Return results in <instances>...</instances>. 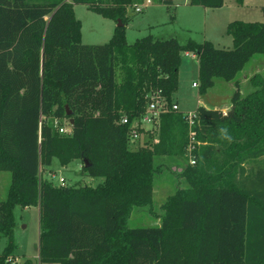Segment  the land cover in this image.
<instances>
[{
  "label": "trees",
  "instance_id": "obj_1",
  "mask_svg": "<svg viewBox=\"0 0 264 264\" xmlns=\"http://www.w3.org/2000/svg\"><path fill=\"white\" fill-rule=\"evenodd\" d=\"M153 1L172 20L174 2L185 0ZM141 3L0 0V172L10 174L0 201V264H11L17 248L15 207L38 208L39 264H264V78L255 75L244 97L235 82L225 113L196 108L193 166L186 115L171 110L183 53L198 62L202 95L214 79L234 81L264 54V7L262 23L227 24L233 46L217 49L151 34L126 43V10ZM223 3L188 0L204 9ZM74 5L121 26L107 44L83 45ZM153 93L168 109L157 140L131 149L130 127ZM53 160L63 168L79 161L86 177L101 182L55 185L41 177ZM247 163L254 164L248 171ZM173 166L184 187L160 206L159 226L129 228L135 208L152 212L155 178Z\"/></svg>",
  "mask_w": 264,
  "mask_h": 264
},
{
  "label": "rangeland",
  "instance_id": "obj_2",
  "mask_svg": "<svg viewBox=\"0 0 264 264\" xmlns=\"http://www.w3.org/2000/svg\"><path fill=\"white\" fill-rule=\"evenodd\" d=\"M145 1L142 0V3L138 5L141 9L140 13H136L132 6L126 10L123 27L125 41L128 44L151 34L157 39L175 38L181 44L189 39L198 43L206 40L217 49H231L233 44L231 37L226 33L227 24L233 21L263 22L260 8L264 6V0H224L223 6L218 9H204L190 6L184 1H176L172 20L161 3L153 1L152 4L143 7ZM73 10L75 18L81 25L83 45H104L110 41L118 22L103 18L83 5H74ZM197 68L198 63L192 55L187 57L183 53L178 71V88L173 95V103L176 101L180 111L185 113L194 112L200 105L198 101L209 109L223 113L230 108L231 98L236 90L235 82L240 84L239 92L244 97L253 91L251 80L255 75H261L264 78V54L254 55L234 81L225 82L218 78L214 79V86L203 95L199 92ZM192 83L197 84V87H192ZM144 130L139 140L129 139L128 145L131 149H135L137 144L156 142L157 129L151 126L146 131ZM253 165V163H247L245 169L248 171ZM170 171H164L155 178L152 191V212L148 208H135L127 220L129 228L159 226L160 206L176 189L184 187V183L175 177V173L179 172V167L173 166ZM41 177L48 178L55 185L96 186L101 182L100 179L86 177L81 171L79 161H74L63 168L57 160H53L49 168L42 170ZM59 179H63L61 184ZM9 184L10 174L0 172V201L5 200ZM13 215L16 224L13 235L17 248L8 259L9 262L11 264H39L38 208L15 207ZM4 247L5 239L0 238V254Z\"/></svg>",
  "mask_w": 264,
  "mask_h": 264
},
{
  "label": "built area",
  "instance_id": "obj_3",
  "mask_svg": "<svg viewBox=\"0 0 264 264\" xmlns=\"http://www.w3.org/2000/svg\"><path fill=\"white\" fill-rule=\"evenodd\" d=\"M152 4L151 0H146L145 4L142 5L143 7H146L147 5ZM140 7V6H139ZM138 6L134 8V11L136 13H140L141 9ZM185 56H189L190 54L185 53ZM192 87H197V84L193 83ZM166 103L164 102L163 98H161L157 93H153L150 95L149 103L147 105L146 111L144 115L141 117V119L134 123L130 128V140L131 141H137L140 139L141 133H139V130L146 131L147 128H150L151 126H154L157 129L158 123H159V116L167 111ZM172 111H179L178 106L176 104H173L171 106ZM186 115V122L189 128L188 138L189 142L186 148V156L188 158V164L190 166H193L195 164V157L193 155L195 145H198L194 139V132L192 128L195 125V119L196 114L195 112L192 113H185ZM121 124L126 125L128 124L127 118H122L120 121ZM59 132L61 134H69L70 129L67 127H63L59 129ZM60 184L63 182V179H59ZM9 261V260H8Z\"/></svg>",
  "mask_w": 264,
  "mask_h": 264
},
{
  "label": "crops",
  "instance_id": "obj_4",
  "mask_svg": "<svg viewBox=\"0 0 264 264\" xmlns=\"http://www.w3.org/2000/svg\"><path fill=\"white\" fill-rule=\"evenodd\" d=\"M66 1H68L69 2V0H66ZM185 3H188V0H185L184 1ZM262 7H264V6H262ZM189 57V56H188ZM192 58H194L195 60H196V58L192 55ZM196 62H197V60H196ZM198 63V62H197ZM197 71H198V68H197ZM193 84V83H192ZM240 85V84H239ZM198 104H200L199 106H202V107H204V108H206V109H209V108H207L204 104H202V102H200V101H198L197 102ZM174 104H176L177 106H178V103L175 101L174 102ZM198 106V107H199ZM178 110L180 111V109H179V106H178ZM215 110V109H214ZM180 112H182V113H185V112H183V111H180ZM223 113H225V112H223Z\"/></svg>",
  "mask_w": 264,
  "mask_h": 264
},
{
  "label": "water",
  "instance_id": "obj_5",
  "mask_svg": "<svg viewBox=\"0 0 264 264\" xmlns=\"http://www.w3.org/2000/svg\"><path fill=\"white\" fill-rule=\"evenodd\" d=\"M117 26L119 27V26H121V24L118 22V25ZM70 124H72V121H70Z\"/></svg>",
  "mask_w": 264,
  "mask_h": 264
}]
</instances>
